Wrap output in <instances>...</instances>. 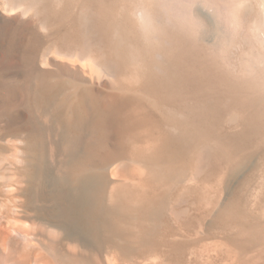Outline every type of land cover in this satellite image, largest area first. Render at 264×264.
<instances>
[{
	"label": "bare ground",
	"instance_id": "6f19581e",
	"mask_svg": "<svg viewBox=\"0 0 264 264\" xmlns=\"http://www.w3.org/2000/svg\"><path fill=\"white\" fill-rule=\"evenodd\" d=\"M157 2L0 0V264H264V93Z\"/></svg>",
	"mask_w": 264,
	"mask_h": 264
},
{
	"label": "clouds",
	"instance_id": "9594fccd",
	"mask_svg": "<svg viewBox=\"0 0 264 264\" xmlns=\"http://www.w3.org/2000/svg\"><path fill=\"white\" fill-rule=\"evenodd\" d=\"M197 7L210 24L194 18ZM162 27L202 45L226 75L264 93V0H158L139 26L141 40L155 42Z\"/></svg>",
	"mask_w": 264,
	"mask_h": 264
}]
</instances>
